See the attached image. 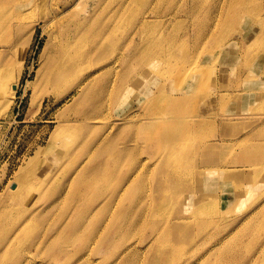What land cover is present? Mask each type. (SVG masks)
I'll list each match as a JSON object with an SVG mask.
<instances>
[{
    "label": "rangeland",
    "instance_id": "1",
    "mask_svg": "<svg viewBox=\"0 0 264 264\" xmlns=\"http://www.w3.org/2000/svg\"><path fill=\"white\" fill-rule=\"evenodd\" d=\"M27 4L0 12V213L30 181L6 264H264V0ZM64 28L96 79L86 99L46 84Z\"/></svg>",
    "mask_w": 264,
    "mask_h": 264
},
{
    "label": "bare ground",
    "instance_id": "2",
    "mask_svg": "<svg viewBox=\"0 0 264 264\" xmlns=\"http://www.w3.org/2000/svg\"><path fill=\"white\" fill-rule=\"evenodd\" d=\"M7 1L9 0H4V2L2 0H0V4L2 5L0 7V12L4 11L7 9ZM44 2H47L48 0H43ZM36 3V0H28V6H32ZM26 5V6H27ZM60 13H56L54 15V19H57V17L59 16ZM144 19H148L147 17H144ZM257 23L259 24H264V17L261 18H257ZM140 24L142 25V32L144 34V30L147 27V23L146 21H144L143 19L140 21ZM79 34H77L75 31L72 32L68 29H62L59 34L56 35V42H55V46H54V50L52 53L51 58L49 59L48 65H47V75L45 77L46 80V84L47 86L49 85L50 87H52L54 90H56L59 93L62 94H70L71 92H73V96H76L78 98H83L86 99L88 97V95L91 93V90L94 89V85L96 84V79L93 78L94 73H90V70H88L86 67H83L84 63L83 60H80V56L79 53L77 51V45L79 42L78 39ZM260 38V36H259ZM131 41H134L135 38H131ZM140 42V41H139ZM157 43V42H155ZM155 43L149 42L144 40L143 44L142 42L140 43V47L139 48H145V58L142 59V61L137 63V68L132 72L131 77H134L135 79V85H139V86H143V82L144 83H148L150 82L152 79L149 76L150 73V68L152 67V65L154 64V60L152 61V59H150L153 56V51L154 48L156 46ZM142 45V46H141ZM99 47L101 46H96L95 48H93L91 51L87 52V56H91L94 52L100 50ZM254 47H259V51L260 52V47H261V42L256 41V43L254 44ZM144 64V67L146 68V72H143V69H139L141 64ZM80 74V78L77 82V84L70 89V86L68 84L67 79H76V77ZM152 75V74H151ZM78 78V77H77ZM2 83V82H1ZM67 94V95H68ZM190 96V95H189ZM226 95H221V98H224ZM75 97V98H76ZM9 98V90L7 91V99ZM93 110L87 115V117H85L84 119H95L98 116L102 115L103 112V108L105 106V102H95L93 101L91 103ZM150 117H148L147 121L145 122V126L150 128V129H155L157 126L149 120ZM192 123H199V121L195 120ZM181 137H178V141L177 142H172L169 141L168 143V147L169 149H172L174 146L176 145H181ZM168 160L170 162V164L172 165L173 163L175 165H177L176 163V157L173 155H170L168 157ZM99 166H102V163H100ZM96 168V166H95ZM94 168V170H95ZM169 170H173L175 171V168L173 166L171 167H167L164 169V172L167 171V173H169ZM169 179H171L172 181H170L169 179H161V183L159 184V188L157 190H159V193H164L167 189H172L173 187V181H175L176 175L171 174L169 177ZM30 182V181H29ZM29 182H27L25 180V178L23 177L22 174L18 175V179L15 183L16 185V189L17 192L15 194V197L11 198V203L10 205L7 207V205L4 207L3 211L0 213V225H2V227L0 228V230H2V233L0 234V261L3 264H6L7 262V218L11 217L12 215H16L18 207L17 204L23 200L25 198L26 195V188L27 186H29ZM244 193V192H243ZM245 198L244 194L239 195L238 201H241ZM193 205L198 204V199L197 198H193L191 200ZM183 222H185L184 220H182ZM182 221L179 220H175L172 221L171 224L174 226H178L180 224H183ZM15 221H11L8 224L9 229L13 228V223ZM169 224L168 225V230H172V225ZM19 230V229H18ZM17 230V231H18Z\"/></svg>",
    "mask_w": 264,
    "mask_h": 264
}]
</instances>
